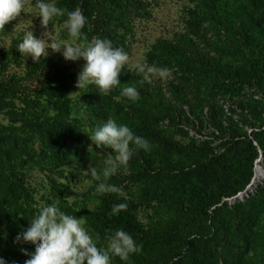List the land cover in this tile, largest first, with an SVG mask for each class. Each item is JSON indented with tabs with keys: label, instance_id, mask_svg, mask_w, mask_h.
<instances>
[{
	"label": "rangeland",
	"instance_id": "obj_1",
	"mask_svg": "<svg viewBox=\"0 0 264 264\" xmlns=\"http://www.w3.org/2000/svg\"><path fill=\"white\" fill-rule=\"evenodd\" d=\"M135 1L137 5L130 0L122 2L130 30L118 28L124 34L123 49L130 57L125 69L147 64L171 70L169 78H152L148 83L153 98L147 103L153 105H135L121 96L122 89L127 87L123 83L106 95L99 93L95 85L78 89V74L86 61L83 58L65 60L63 49L61 52L48 49L49 55L39 63L18 51L17 45L30 30L38 39L71 43L64 28L66 14L55 18L44 29L35 8L36 0H28L24 13L0 30V79L12 89L0 100V127H6L0 130L17 139L11 157L5 153L6 145L0 147V163L4 162L0 176L9 175L15 183L24 185L13 198L7 193V202L0 201V258L5 264H25L30 258L22 256V247L11 244L8 225L19 221L23 212L32 220L42 207L53 203L66 214L82 219L83 226L96 240L86 215L100 204V195L96 193L99 181L91 177L88 169L95 167L101 173L108 155L114 153L108 148H98L89 137L96 128L89 124L85 107L88 89L95 90L107 104L109 118L127 125L151 145L150 151H136L127 171L121 169L108 181L121 188V194H103L115 203L128 205L127 210L139 231L126 232L137 245H142V251L133 254L130 262L114 257L112 264H264L263 152L258 148V156L253 161L244 154L239 160L247 161V167L237 174L232 169L230 176L228 162L232 160L233 166L234 156L226 152V139L221 138L218 130L222 127L227 131L232 121H238L242 113L240 101L264 98V91L255 84L264 83V72H250L257 62H264V54L259 50L260 34L248 33L246 37L253 39V43L244 41L245 36L234 26L220 24L203 0ZM56 3L68 11L79 8L69 9L66 0H56ZM213 5L217 12L224 9L235 20L233 11L249 7V0H215ZM261 11L255 17L264 27V6ZM85 27H91L89 22ZM59 76L68 81V91L62 93L59 104L66 101L64 117L78 128L81 139L78 151L70 154L67 163L55 165L42 152L47 142L39 125L45 115L55 113L52 106L55 100L47 89L55 84L51 83L52 79ZM155 100H159L163 110L154 108ZM184 114L194 122L185 120ZM239 125L244 132H250L249 126ZM223 136L227 137V133ZM167 144H172L173 149H168ZM215 165L223 167L219 183L230 192L250 174L248 197L235 198L237 192L223 197L222 201H226L236 227H247L255 241L245 249V242L240 238L224 237L216 230L215 237L218 232L221 237L217 244L211 246L208 238L196 237V244L175 260L176 253L195 232L194 226L204 235L210 233L207 215L214 208L209 206L211 194L204 197L193 186L202 183L204 174L211 172ZM258 168L263 172L260 177L255 176ZM29 226L27 223L22 231ZM96 241L98 246H106L104 235ZM27 247L29 253L35 251V245L27 243Z\"/></svg>",
	"mask_w": 264,
	"mask_h": 264
},
{
	"label": "trees",
	"instance_id": "obj_2",
	"mask_svg": "<svg viewBox=\"0 0 264 264\" xmlns=\"http://www.w3.org/2000/svg\"><path fill=\"white\" fill-rule=\"evenodd\" d=\"M125 1L126 0H66V4L69 6V9H74L78 6L83 15L87 18V22H89L91 27L89 29L85 27L82 32L88 40H91L93 37L108 39L112 42L114 48H123L124 34H121L120 31H118V28H124L125 31L130 30L128 28L129 20L127 19V10L123 7L122 3ZM130 1L135 5L138 4L135 0ZM203 1L209 6L212 15L217 16L220 24L227 27L230 25L234 26L241 35L245 36L243 39L244 41L253 43V39L247 38L246 35L248 33L252 34L255 31L259 33L260 38L262 39V46H259V50L262 55L264 54V27L255 17V13L262 12L261 10L262 6H264V0H249V7H244L243 9L236 8L233 11L236 17L235 20L233 19L232 14L225 13L224 9L217 12L213 5L215 0ZM263 65L264 62H257L255 66H252L250 72H252V74H255L256 72L262 74L264 72ZM130 69L124 68L122 70L119 77L121 83L126 84L127 86H134L139 91L140 99L133 102L135 105L148 104L147 101L149 102L153 98L152 89L147 81L141 83L143 80L142 74ZM260 76L261 75L258 77ZM256 78L257 76H255V79ZM51 83L55 84L49 85L47 92L52 100H55L52 105L55 113L53 115H45L42 123L39 125V129L43 132L47 142V146L42 149V152L48 157L51 164H66L69 160L70 154L78 151L81 132L64 117L63 112L66 111V101L59 104V98H61L62 93L68 91V81L66 78L59 76L53 78ZM255 84L264 91V83ZM8 92H12V89L5 85L0 79V100L7 96ZM85 95V107L89 112V124L95 128L102 126L109 119L107 104L104 101H101L95 90L88 89ZM54 102L56 103L54 104ZM239 106L242 108L241 116L238 118L239 122L232 121V124L227 131L223 130L222 127L218 129L221 138H224V140L226 139L224 141L226 152L231 156H234V165H231L232 160L228 162V168L230 170L227 171V174L230 176L233 175L232 169L234 170V173L237 174L247 167V161L244 162L239 160L244 154L251 156V160L253 161L258 156L257 149L260 148L264 157V98L260 100L248 98L240 101ZM162 107L163 106L159 100H155L154 108L163 110ZM184 117L185 120L194 122L189 115L184 114ZM196 117L201 121L199 115H196ZM211 117L215 116L211 114ZM239 123L249 126L250 132H244ZM1 128L6 127L1 126L0 129ZM224 133H227V137L223 136ZM16 141V137H13L10 134H5L0 130V147L2 144L6 145L5 153L7 157H11V152L17 146ZM254 142H256V144H254ZM166 147L168 149H173L172 144H167ZM185 150H188L189 152L191 151L189 148H186ZM5 164L9 165V163L6 162ZM0 166H2L1 170H4V162L0 163ZM222 168L223 167L215 165L210 169L211 172L204 174L202 183L193 186L194 190L198 189V191H200L198 194H204V197L211 194L209 197L211 198L209 206H214V208L211 209V214L207 215L210 233L204 235L194 226L193 230L195 232L193 233L191 231L192 235L190 239L186 240L185 245H182L180 251L176 253L175 260L181 258L187 250L189 251L190 247L193 244H196V242H194L195 238L199 236L201 238H208V243L211 246H214L221 240V237H219L221 232L224 237H235L243 240L245 242V249H249L255 241V237H253L247 227L244 229H238L236 227L234 219L229 215L230 209L228 208L226 201H222L223 197L231 196L237 192L243 191L246 185L250 182L251 176L250 174H247L245 180L243 182L241 181L240 184L230 192L224 189V187H221L219 183L221 178V175L219 174ZM7 176L8 177L6 178L0 176V201L5 202L8 200L6 197L7 193L13 198L19 191L24 189V185L21 182L15 183L13 179H10L9 175ZM261 195L264 202V184L261 187ZM99 198V206L95 207L91 213L87 212L86 215V219L93 228L92 232L96 240L100 241L102 235L106 236L108 230L115 231L117 229H123L124 231L131 233L139 231V228L128 210L121 211L119 214H112L113 205L119 204V202L115 203L112 199L108 198V195H100ZM219 203L220 205H218ZM193 210V208H190V211ZM23 213L21 219H19V221H12L11 224L8 225V228L12 235L11 244L13 246H20L28 252L26 243H23L22 241L19 243L16 242L17 235L22 232V229L27 223L31 222V219L27 217L26 212ZM245 220V217H243L244 222H246ZM216 230L220 233L218 232V235L215 237ZM22 256L27 258L24 252L22 253Z\"/></svg>",
	"mask_w": 264,
	"mask_h": 264
},
{
	"label": "clouds",
	"instance_id": "obj_3",
	"mask_svg": "<svg viewBox=\"0 0 264 264\" xmlns=\"http://www.w3.org/2000/svg\"><path fill=\"white\" fill-rule=\"evenodd\" d=\"M27 4L28 0H0V30H4L8 23L24 13ZM35 8L38 9L41 27L44 29H48L55 18L66 14L64 28L72 42L55 39L45 41L44 38H36L30 30L25 32L22 42L17 45L23 56H31L34 62L39 63L42 57L49 55L48 49L54 52H61L63 49L65 60L77 61L83 58L86 61L78 74V89L95 85L99 93L106 95L121 84L119 77L129 64V54L123 48H114L108 39L93 37L88 40L82 32L87 18L79 8L68 11L58 7L56 0H36ZM130 70L142 74L141 83H151L152 78L167 79L171 76L170 69L147 64L134 65ZM121 96L132 102L140 99V93L134 86L124 87ZM89 137L98 148H108L114 153L108 155L101 173L95 167L88 169L91 177L99 181L96 193L121 194V188L108 181L121 169L127 171L136 151H150L149 141L135 135L127 125L118 124L111 118L97 127ZM127 208L126 203L114 204L112 214H119ZM83 224L82 219L66 214L55 203L42 207L31 220L30 226L16 237L17 243L22 241L35 245L33 253L21 249L25 255L30 256L25 264H112L114 257L130 262L133 254L142 251V245H137L133 237L123 229L108 230L105 236L106 246H98ZM0 264H5L2 258Z\"/></svg>",
	"mask_w": 264,
	"mask_h": 264
},
{
	"label": "water",
	"instance_id": "obj_4",
	"mask_svg": "<svg viewBox=\"0 0 264 264\" xmlns=\"http://www.w3.org/2000/svg\"><path fill=\"white\" fill-rule=\"evenodd\" d=\"M261 156H262V152L260 151V157H261ZM251 182H252V180H251ZM251 182H250V183H251ZM250 183L245 187V189H244L243 191H240V192L235 196V198L244 199L245 197H248L249 194H250V192H251V191L248 190V189H249V185H250ZM256 186H257V185H255V187H256ZM255 187L253 188L252 191H254Z\"/></svg>",
	"mask_w": 264,
	"mask_h": 264
},
{
	"label": "bare ground",
	"instance_id": "obj_5",
	"mask_svg": "<svg viewBox=\"0 0 264 264\" xmlns=\"http://www.w3.org/2000/svg\"><path fill=\"white\" fill-rule=\"evenodd\" d=\"M262 173H263L262 172V169L261 168H258L257 171H256V173H255V176L256 177H260V176H262ZM251 183H250V185H251ZM250 185H249V189H248L249 191H250Z\"/></svg>",
	"mask_w": 264,
	"mask_h": 264
}]
</instances>
